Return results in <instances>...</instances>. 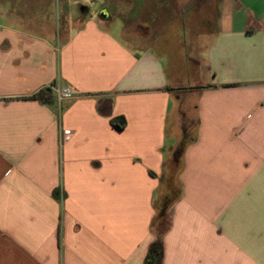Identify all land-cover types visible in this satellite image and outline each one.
Listing matches in <instances>:
<instances>
[{
  "label": "crops",
  "instance_id": "obj_1",
  "mask_svg": "<svg viewBox=\"0 0 264 264\" xmlns=\"http://www.w3.org/2000/svg\"><path fill=\"white\" fill-rule=\"evenodd\" d=\"M111 2L0 27V264H146L186 132L161 264H264V0H218L214 27L178 0L200 27L158 47V7ZM54 84L77 93L26 99Z\"/></svg>",
  "mask_w": 264,
  "mask_h": 264
},
{
  "label": "rangeland",
  "instance_id": "obj_2",
  "mask_svg": "<svg viewBox=\"0 0 264 264\" xmlns=\"http://www.w3.org/2000/svg\"><path fill=\"white\" fill-rule=\"evenodd\" d=\"M112 0H0V27L13 26L22 31L28 33L40 34L45 27L48 28L49 32L63 30V25L68 17L69 10L72 11L74 17L79 16L82 7H88L91 12L92 17H99V15L108 10L109 14H115L114 3ZM122 1V0H121ZM135 3L144 4L145 0H134ZM176 1L178 0H147L146 7L153 9L158 7L159 14H151L146 17L147 22H153V20H158L159 26H156L154 32L162 33V40L156 43L157 47L161 44L175 43L174 40L176 36L180 34L193 33V29H198L200 26H186L183 25L185 22L189 21L191 18V6L187 5L183 8V16H180L176 9ZM195 1V0H193ZM204 1L205 3L197 4V8L205 9L206 4L212 7L210 14L212 21H210V27H214L216 24L217 17V4L218 0H198ZM190 2V1H189ZM147 9V10H148ZM70 16V15H69ZM159 39V37H158ZM174 160H171L168 164L169 168H172L171 175L169 177L171 183L176 188L177 191L181 193V187L178 183V175L180 172V166L178 160L180 156H175ZM169 176V175H168ZM161 197L159 198L157 205H161L163 197L172 195L168 190V184L162 183L160 187ZM176 193H179L177 192ZM162 194L163 197H162Z\"/></svg>",
  "mask_w": 264,
  "mask_h": 264
},
{
  "label": "trees",
  "instance_id": "obj_3",
  "mask_svg": "<svg viewBox=\"0 0 264 264\" xmlns=\"http://www.w3.org/2000/svg\"><path fill=\"white\" fill-rule=\"evenodd\" d=\"M53 97L54 94L51 87H46L41 89L37 93L26 97V99L37 100L42 103H49L52 101ZM120 120L121 119L116 118L111 121L112 125L115 126V128H117L118 130H122L125 127L124 120ZM192 141H194L193 138L187 136V132L184 133V137L175 151V156H180L185 147ZM165 183L168 184V190L172 195L163 197L161 205L159 207L157 205V214L152 224L156 233V240L150 248V251L146 258V264H161V260L163 258V237L170 224L169 209L174 201L180 197V192L177 191L176 188L174 189V186L169 178L166 179ZM176 191L179 193H176Z\"/></svg>",
  "mask_w": 264,
  "mask_h": 264
},
{
  "label": "built area",
  "instance_id": "obj_4",
  "mask_svg": "<svg viewBox=\"0 0 264 264\" xmlns=\"http://www.w3.org/2000/svg\"><path fill=\"white\" fill-rule=\"evenodd\" d=\"M53 93L55 94L59 103L63 101L73 98L76 95V89L72 86H62L60 84H54L51 86ZM71 136L67 135L65 137L66 142L70 140Z\"/></svg>",
  "mask_w": 264,
  "mask_h": 264
}]
</instances>
